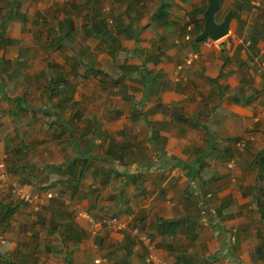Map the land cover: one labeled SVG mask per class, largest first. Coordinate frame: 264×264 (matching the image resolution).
Returning a JSON list of instances; mask_svg holds the SVG:
<instances>
[{
	"label": "crops",
	"instance_id": "crops-1",
	"mask_svg": "<svg viewBox=\"0 0 264 264\" xmlns=\"http://www.w3.org/2000/svg\"><path fill=\"white\" fill-rule=\"evenodd\" d=\"M207 3L0 0V264H264V4Z\"/></svg>",
	"mask_w": 264,
	"mask_h": 264
},
{
	"label": "water",
	"instance_id": "water-1",
	"mask_svg": "<svg viewBox=\"0 0 264 264\" xmlns=\"http://www.w3.org/2000/svg\"><path fill=\"white\" fill-rule=\"evenodd\" d=\"M220 9V0H208L203 11V25L199 33L194 37L195 41L203 39L218 40L225 36L229 30L232 10H228L221 21H216L215 15Z\"/></svg>",
	"mask_w": 264,
	"mask_h": 264
},
{
	"label": "built area",
	"instance_id": "built-area-1",
	"mask_svg": "<svg viewBox=\"0 0 264 264\" xmlns=\"http://www.w3.org/2000/svg\"><path fill=\"white\" fill-rule=\"evenodd\" d=\"M252 4L254 7L257 6H261L264 4V0H252ZM186 28V34L184 35V38L186 40L191 39V35H190V31L193 28V24L189 23L185 26ZM251 63L255 64L257 67V72H264V60L261 59L259 56H253L251 59ZM6 179V173L4 172V164L0 162V180L4 181ZM12 194L17 196L20 200L22 201H26V202H31L33 200V196L31 195V193L24 191L23 188L20 185L17 184H13L12 188H11ZM80 215L82 216H87L88 218L89 215L85 212V211H81ZM205 221V219H203V222ZM103 222L108 223V222H112L115 223L116 222V218L115 217H111L109 220L105 219L103 220Z\"/></svg>",
	"mask_w": 264,
	"mask_h": 264
},
{
	"label": "rangeland",
	"instance_id": "rangeland-1",
	"mask_svg": "<svg viewBox=\"0 0 264 264\" xmlns=\"http://www.w3.org/2000/svg\"><path fill=\"white\" fill-rule=\"evenodd\" d=\"M35 88L38 89V88H39V85L37 84ZM31 98H32V97H31ZM31 98H30V99H31ZM34 102H36V100H34Z\"/></svg>",
	"mask_w": 264,
	"mask_h": 264
}]
</instances>
